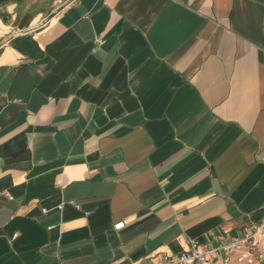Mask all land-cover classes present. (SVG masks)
I'll return each instance as SVG.
<instances>
[{
  "label": "crops",
  "instance_id": "obj_1",
  "mask_svg": "<svg viewBox=\"0 0 264 264\" xmlns=\"http://www.w3.org/2000/svg\"><path fill=\"white\" fill-rule=\"evenodd\" d=\"M263 222L264 0H0V264Z\"/></svg>",
  "mask_w": 264,
  "mask_h": 264
},
{
  "label": "built area",
  "instance_id": "obj_2",
  "mask_svg": "<svg viewBox=\"0 0 264 264\" xmlns=\"http://www.w3.org/2000/svg\"><path fill=\"white\" fill-rule=\"evenodd\" d=\"M122 225L119 223L117 227ZM146 264H264V222L232 236L227 243L206 249L192 239L185 251L163 253L150 258Z\"/></svg>",
  "mask_w": 264,
  "mask_h": 264
}]
</instances>
